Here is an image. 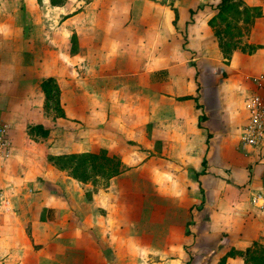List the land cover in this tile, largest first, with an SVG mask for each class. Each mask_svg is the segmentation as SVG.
Listing matches in <instances>:
<instances>
[{
	"label": "crops",
	"instance_id": "crops-1",
	"mask_svg": "<svg viewBox=\"0 0 264 264\" xmlns=\"http://www.w3.org/2000/svg\"><path fill=\"white\" fill-rule=\"evenodd\" d=\"M221 1L91 0L85 9L123 16L107 26L114 38L97 23L64 28L50 34V57H24L22 24L0 11V114L14 145L0 165L14 209L0 211V264H217L231 247L264 244V209L252 202L264 193V146L239 148L243 102L264 72V0H242L263 15L229 62L210 24ZM49 77L64 116L46 113ZM35 124L50 128L44 141ZM102 149L122 171L98 191L51 160Z\"/></svg>",
	"mask_w": 264,
	"mask_h": 264
},
{
	"label": "rangeland",
	"instance_id": "rangeland-1",
	"mask_svg": "<svg viewBox=\"0 0 264 264\" xmlns=\"http://www.w3.org/2000/svg\"><path fill=\"white\" fill-rule=\"evenodd\" d=\"M50 1H52L51 3L53 5L58 3L59 6L57 5L51 6ZM90 1L91 0H0V8H1L0 11L2 13L1 16H3L2 19L5 20V23L7 25L16 26L18 24H22L24 50H27L26 52H24V57H40L42 53L44 57H50V34L58 33L62 35L64 28H68L71 29V31H74L75 30L74 28L76 27H84L89 33L91 27L95 23H97L98 25L102 26L103 29H105L104 38L108 40L111 37L114 38V34L112 33V30L108 29L107 26H110L109 24L112 23V21L113 22L121 21V18L123 16H121L118 13L112 14V13L102 12L101 10L95 12V8L93 7H89L85 9V5L87 3H90ZM106 1L107 0H102V2L104 3ZM65 3H67V5ZM84 9L85 11H83ZM19 13H21V17H20L21 19H18ZM15 15L17 16L16 17L17 20H14L16 19L14 18ZM66 33L67 31L65 30V35ZM246 99L247 97L243 102L244 107H245ZM47 101L48 100H46V95H45L46 113L49 118H50V113H55L58 116L62 115L60 109L55 107L56 106L55 100H51V101L49 100L48 102ZM29 133H30V129H29ZM30 135H32V138L38 142L44 141L43 138L48 137L40 133L39 134L30 133ZM126 160L129 161L128 159ZM136 160L137 159H135V162ZM169 160H170L169 162H172L173 165L175 164V162H177L174 159H169ZM135 162H133L132 160L131 167H133L134 165L133 163ZM177 164L181 165L179 162H177ZM63 169L68 171L69 174L71 175V170L69 168H63ZM179 169L180 167L176 168V173L167 174L165 179V182L168 187L167 193L169 191L171 192L170 190L171 188L169 187V185L173 187L174 184L176 183V180L179 176L178 173ZM136 176L137 174L133 176L132 179L133 181H136L135 179ZM163 179L164 178L162 176L160 177L158 173L152 175V181L161 182L163 181ZM108 180L109 179H107L104 175L103 176L97 175L91 178L87 182H90L92 184L91 189H94V191H98L100 188H104L106 186ZM125 180L126 179L124 178L123 181ZM135 199H137V196L135 197ZM117 200H119V198H117ZM158 202H159L158 199H155L154 202L151 201L152 203L151 206L157 208ZM173 202L174 201L168 203V205ZM125 206L126 205L124 206L119 205L116 208L118 214L123 213L125 211ZM135 212H137L136 209ZM136 214L137 213H135V215ZM152 214L154 215V209H151L149 211V215L151 216ZM209 263L210 260H207V262L205 261L203 264H209Z\"/></svg>",
	"mask_w": 264,
	"mask_h": 264
},
{
	"label": "trees",
	"instance_id": "trees-1",
	"mask_svg": "<svg viewBox=\"0 0 264 264\" xmlns=\"http://www.w3.org/2000/svg\"><path fill=\"white\" fill-rule=\"evenodd\" d=\"M54 2V1H53ZM263 15L260 7H251L242 0H222L218 5V13L210 20L215 28L224 59L229 62L234 50L240 48V37L248 34L256 18ZM243 21V25L240 22ZM250 52L256 47L248 45ZM243 50L246 47H241ZM46 100H55L56 108L61 109L60 87L55 78L49 77L42 84ZM190 98L183 97L182 99ZM47 101V102H48ZM49 129L41 124L30 127L31 134L49 135ZM51 160L60 168H69L71 175L79 181L87 182L97 175L110 179L121 173V160L117 156H111L106 149L99 153L82 152L63 154L51 157ZM205 163V161H204ZM229 257H241L247 264H264V244L255 241L246 249L231 247L217 264H227Z\"/></svg>",
	"mask_w": 264,
	"mask_h": 264
},
{
	"label": "built area",
	"instance_id": "built-area-1",
	"mask_svg": "<svg viewBox=\"0 0 264 264\" xmlns=\"http://www.w3.org/2000/svg\"><path fill=\"white\" fill-rule=\"evenodd\" d=\"M254 90L245 101L246 123L242 127L239 148L247 153L258 152L264 146V72L253 77ZM12 125L0 115V165L13 156ZM255 206L264 209V193L252 197ZM13 205L7 193H0V211L11 212Z\"/></svg>",
	"mask_w": 264,
	"mask_h": 264
}]
</instances>
